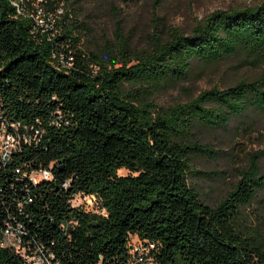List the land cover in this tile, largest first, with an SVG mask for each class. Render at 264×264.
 <instances>
[{
  "label": "trees",
  "instance_id": "obj_1",
  "mask_svg": "<svg viewBox=\"0 0 264 264\" xmlns=\"http://www.w3.org/2000/svg\"><path fill=\"white\" fill-rule=\"evenodd\" d=\"M70 8L0 0V124L27 138L0 165V232L20 222L49 264H264V226L245 222L264 190V151L215 206L191 182L211 177L194 160L218 154L197 133L264 113V79L168 108L151 99L186 80L195 61L264 64V3L215 12L190 35H157L142 53L120 38L105 55L81 50L84 28ZM40 170L53 179L25 176ZM86 198L104 213L75 206ZM26 263L0 248V264Z\"/></svg>",
  "mask_w": 264,
  "mask_h": 264
},
{
  "label": "rangeland",
  "instance_id": "obj_2",
  "mask_svg": "<svg viewBox=\"0 0 264 264\" xmlns=\"http://www.w3.org/2000/svg\"><path fill=\"white\" fill-rule=\"evenodd\" d=\"M71 10L83 26L81 50L87 54L105 55L115 49L122 38L134 52L151 50L155 36L168 37L176 29L190 35L199 23L218 11L257 7L264 0H70ZM264 79V64H252L232 58L213 65L199 61L192 64L189 77L170 83L154 92L152 101L168 108L186 104L202 92L214 88L227 89L240 82ZM197 137L218 154L212 158H196L195 169L211 177L198 176L191 182L208 204H218L240 180L251 154L264 151V113L249 111L232 120L221 130H200ZM264 172V157L261 161ZM120 175H128L127 171ZM84 211L104 213L92 199L75 201ZM95 204V208H93ZM248 226H264V190L245 210Z\"/></svg>",
  "mask_w": 264,
  "mask_h": 264
},
{
  "label": "built area",
  "instance_id": "obj_3",
  "mask_svg": "<svg viewBox=\"0 0 264 264\" xmlns=\"http://www.w3.org/2000/svg\"><path fill=\"white\" fill-rule=\"evenodd\" d=\"M41 24L44 23L41 22ZM22 138L27 140L26 137H22L18 126L12 125L10 129L6 123L0 124V165H6L12 160L14 154L20 149ZM25 176L34 184H37L40 180L53 179L52 172L49 170H40ZM26 234L25 226L20 222L8 225L0 232V248L14 250L27 259L26 264H49L50 261L47 260L40 248H36L33 251L34 248L29 243L26 244L24 242ZM137 253L143 256L146 252L142 248L137 247Z\"/></svg>",
  "mask_w": 264,
  "mask_h": 264
}]
</instances>
